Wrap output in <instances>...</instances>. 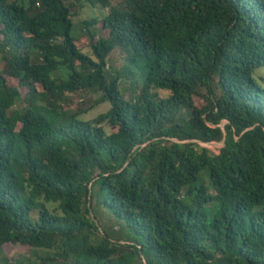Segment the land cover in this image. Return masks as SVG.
Here are the masks:
<instances>
[{"label":"trees","instance_id":"trees-1","mask_svg":"<svg viewBox=\"0 0 264 264\" xmlns=\"http://www.w3.org/2000/svg\"><path fill=\"white\" fill-rule=\"evenodd\" d=\"M86 1L108 12L79 48L72 3L0 0V253L36 256L0 264H264V0ZM82 92L110 108L64 109ZM95 187L138 240L99 233Z\"/></svg>","mask_w":264,"mask_h":264},{"label":"rangeland","instance_id":"rangeland-1","mask_svg":"<svg viewBox=\"0 0 264 264\" xmlns=\"http://www.w3.org/2000/svg\"><path fill=\"white\" fill-rule=\"evenodd\" d=\"M66 2L72 3L71 7V20H72V33L76 35V44L79 48H85L90 44V38L88 36L84 21H89L92 18H96L97 22L89 27V29L96 35L100 36L101 32V18L108 12V9H103L92 5L86 0H66ZM124 63L123 55L115 50L109 54L107 58V65L109 69H119ZM3 62H0V72L2 71ZM57 75L62 77L66 76L67 70L61 69L55 72ZM254 76L260 81L264 86V81L260 78H264V69L257 70ZM9 85L15 86L18 84L17 80L11 77H6ZM140 85V80L136 79V84L130 79H124L120 82V90L125 97L131 98L133 95L137 94V88ZM38 91H42L41 85H36ZM22 94V99H20L16 105L15 109H21L24 107L23 98L27 89L20 87ZM159 95L165 97L168 92L165 90H159ZM100 94L93 92H82L71 96V100L63 103L64 109L79 110L81 114L79 117L83 120H92L97 115L106 112L110 105L108 102H99ZM194 103L197 106H201L203 101L199 97H194ZM102 126L105 128L106 132L109 133L115 129L111 128L107 123H103ZM20 124L17 125L19 129ZM201 146L208 148L212 153H218L219 145L199 143ZM33 217H37L36 212L32 214ZM90 216L92 221L98 228L100 234H104L113 240H119L120 242L129 241L135 242L138 237L131 232L126 221L123 218L117 217L110 209H108L102 201V196L96 187L93 189V197L90 207ZM38 254H41L39 251ZM5 257L11 263L36 261V256L33 255L31 249L28 246L20 244L7 243L3 245L2 252L0 253V258ZM132 264H141L142 259L133 256Z\"/></svg>","mask_w":264,"mask_h":264},{"label":"water","instance_id":"water-1","mask_svg":"<svg viewBox=\"0 0 264 264\" xmlns=\"http://www.w3.org/2000/svg\"><path fill=\"white\" fill-rule=\"evenodd\" d=\"M224 134H225V132H224ZM224 140H225V137H223L222 141L219 143L211 142V143H205V144L219 145V147H222L224 144Z\"/></svg>","mask_w":264,"mask_h":264}]
</instances>
